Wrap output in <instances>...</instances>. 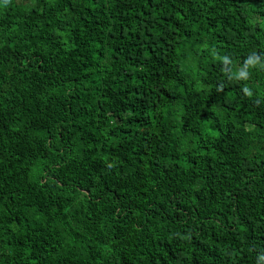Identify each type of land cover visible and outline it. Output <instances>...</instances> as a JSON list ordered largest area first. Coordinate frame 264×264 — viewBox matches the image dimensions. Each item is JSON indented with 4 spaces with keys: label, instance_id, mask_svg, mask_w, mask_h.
<instances>
[{
    "label": "trees",
    "instance_id": "16d2710c",
    "mask_svg": "<svg viewBox=\"0 0 264 264\" xmlns=\"http://www.w3.org/2000/svg\"><path fill=\"white\" fill-rule=\"evenodd\" d=\"M0 264H264V0H0Z\"/></svg>",
    "mask_w": 264,
    "mask_h": 264
},
{
    "label": "clouds",
    "instance_id": "9594fccd",
    "mask_svg": "<svg viewBox=\"0 0 264 264\" xmlns=\"http://www.w3.org/2000/svg\"><path fill=\"white\" fill-rule=\"evenodd\" d=\"M249 63H251V62H249Z\"/></svg>",
    "mask_w": 264,
    "mask_h": 264
}]
</instances>
